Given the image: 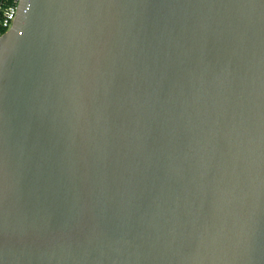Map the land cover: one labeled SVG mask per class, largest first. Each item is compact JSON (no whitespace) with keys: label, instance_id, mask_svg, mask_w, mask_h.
Here are the masks:
<instances>
[{"label":"water","instance_id":"1","mask_svg":"<svg viewBox=\"0 0 264 264\" xmlns=\"http://www.w3.org/2000/svg\"><path fill=\"white\" fill-rule=\"evenodd\" d=\"M0 264H264V0H20Z\"/></svg>","mask_w":264,"mask_h":264},{"label":"built area","instance_id":"2","mask_svg":"<svg viewBox=\"0 0 264 264\" xmlns=\"http://www.w3.org/2000/svg\"><path fill=\"white\" fill-rule=\"evenodd\" d=\"M5 6L2 9L1 27L7 31L11 28L20 0H4Z\"/></svg>","mask_w":264,"mask_h":264},{"label":"trees","instance_id":"3","mask_svg":"<svg viewBox=\"0 0 264 264\" xmlns=\"http://www.w3.org/2000/svg\"><path fill=\"white\" fill-rule=\"evenodd\" d=\"M5 6V1L0 0V36L7 32L6 29L1 27V19H2V9Z\"/></svg>","mask_w":264,"mask_h":264}]
</instances>
